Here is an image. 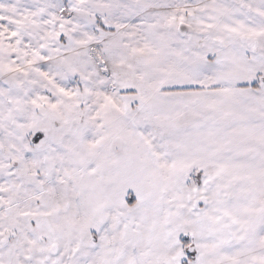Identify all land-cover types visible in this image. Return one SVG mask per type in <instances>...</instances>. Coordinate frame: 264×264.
<instances>
[{
    "label": "snow or ice",
    "instance_id": "snow-or-ice-1",
    "mask_svg": "<svg viewBox=\"0 0 264 264\" xmlns=\"http://www.w3.org/2000/svg\"><path fill=\"white\" fill-rule=\"evenodd\" d=\"M0 264H264V0H0Z\"/></svg>",
    "mask_w": 264,
    "mask_h": 264
}]
</instances>
